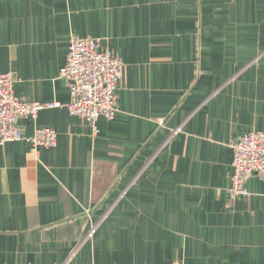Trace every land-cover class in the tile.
I'll return each instance as SVG.
<instances>
[{
  "label": "crops",
  "instance_id": "0c3cea01",
  "mask_svg": "<svg viewBox=\"0 0 264 264\" xmlns=\"http://www.w3.org/2000/svg\"><path fill=\"white\" fill-rule=\"evenodd\" d=\"M72 34L125 63L97 133L67 108ZM8 71L62 105L18 121L55 146L0 145V264H264V180L230 201L232 143L264 130V0H0Z\"/></svg>",
  "mask_w": 264,
  "mask_h": 264
},
{
  "label": "built area",
  "instance_id": "2783aa9c",
  "mask_svg": "<svg viewBox=\"0 0 264 264\" xmlns=\"http://www.w3.org/2000/svg\"><path fill=\"white\" fill-rule=\"evenodd\" d=\"M125 63L119 53L101 49V40L72 34L65 64L59 76L69 83L75 99L67 104L72 115L79 116L98 132L101 117L112 120L118 112V87ZM15 74L0 73V145L10 141H27L33 151L38 146L53 147L57 132L50 127L36 128L32 136L23 134L20 119L33 120L46 108L61 106L59 101L43 103L20 98L14 90ZM234 150L230 201L249 196L247 181L252 176L264 180V130L243 134L232 143ZM95 228L88 233L91 234ZM88 234V235H89Z\"/></svg>",
  "mask_w": 264,
  "mask_h": 264
}]
</instances>
